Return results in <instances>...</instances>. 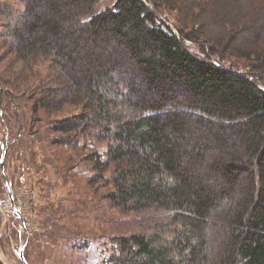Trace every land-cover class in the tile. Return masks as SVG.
<instances>
[{
    "label": "trees",
    "instance_id": "16d2710c",
    "mask_svg": "<svg viewBox=\"0 0 264 264\" xmlns=\"http://www.w3.org/2000/svg\"><path fill=\"white\" fill-rule=\"evenodd\" d=\"M99 2L0 0V46L18 53L26 84L51 61L26 98L31 111L46 112L54 143L90 150L92 189L140 216L103 264H264V0H195L207 16L196 22L179 0H117L97 12ZM77 34L92 44L115 36L134 66L115 75L107 55L96 74L57 89L85 61L70 47ZM7 87L0 79L11 125L18 105ZM64 103L72 113L52 119Z\"/></svg>",
    "mask_w": 264,
    "mask_h": 264
},
{
    "label": "rangeland",
    "instance_id": "374dc122",
    "mask_svg": "<svg viewBox=\"0 0 264 264\" xmlns=\"http://www.w3.org/2000/svg\"><path fill=\"white\" fill-rule=\"evenodd\" d=\"M116 1L117 0H100L96 11H104L106 8L112 7ZM194 1L195 0H179V2L188 7H186V12L189 14V19L191 21H203L204 17L207 18V16H204V13L200 14L199 10L194 9ZM188 3H191L192 7L191 4ZM258 3V0H255L254 4L256 7H259ZM197 12H199V14ZM208 15L210 18L214 17L212 12H209ZM168 17L169 22L173 25L176 21L175 18L169 14ZM89 18L90 15H84L83 17L84 20H88ZM193 18H195L196 21ZM241 19L242 17H239L237 20L241 21ZM245 19L246 17L244 20ZM255 19L256 16L253 15V19L251 21H246L245 24H251ZM215 30L218 31V28H215ZM220 34L225 36V33L223 32H220ZM77 35L80 39L76 37L75 45L71 44L70 47L72 48V52H75V56H79L81 59L85 58L86 62L83 60L74 69L73 76L60 75L58 81L59 86H54L57 89L69 85L73 77L79 76L82 73H89L91 75L96 74L97 69L99 68L98 65L101 66L100 63L108 59H105V56L107 55L116 60L114 61L110 58V64H106V68H113L114 70L117 69L115 75L123 71V68L134 66L135 59L129 55L128 49L126 50L123 45L118 44L120 40L118 38L115 39V36L111 34H104L102 37L99 36L95 38V42L92 44L84 38L82 39L79 34ZM245 35L246 33H243L242 37ZM191 49L196 53L199 52L198 47L195 45H191ZM116 54L119 55L114 57ZM41 61L43 60L41 59ZM233 61H235L240 68L246 70L248 69V63L246 61L238 59H234ZM50 62L51 61L46 60L37 64L33 72L34 80L31 82L32 85L29 82L26 84L23 82V78L25 77L24 74H26V71L24 70L25 67L22 62L18 61V53L6 44L0 46V79L6 86H8L5 88L6 91H14V96L17 100V105L20 108V114L23 117V121L25 122L26 119L24 134L32 136L41 132V134L49 137L51 142L54 143L53 140L55 135L49 131L50 124L47 122L46 112L43 111V113H39V115H34L33 111H31V109H33L30 105L31 103L26 100V98L31 96L29 94L32 93L33 90L36 91V89H38L37 85H40L42 80L47 79L48 70L51 68ZM8 83H11L10 85H13V87L8 85ZM25 93L27 95L23 97L22 95ZM1 105L5 106L6 101L0 94V137L2 136L1 145L3 146L0 153H3L4 150H9V147L5 146V141L7 138H12L11 136L9 137V134H12L13 132H11L10 127L3 129L5 126V123L3 124V120L6 116L2 111L4 107L1 108ZM12 107L14 108L13 104ZM59 107L61 110L51 116L52 119H63L72 113V106L69 104L64 103ZM12 121L15 120L12 119ZM14 127H16V124ZM19 127H24L21 122ZM8 141L10 143L11 140ZM54 145H56V143H54ZM83 145L84 143L81 142L79 148L73 149L75 151H79L75 153L81 155L80 163H78V159L75 160L74 177L79 183L80 178L83 180L88 177L85 176V174L90 176L93 175L92 166L85 160V155L90 150L83 149ZM68 158H70V156ZM31 161L34 162V159ZM72 163H74V161ZM69 166L71 168L73 167L72 164ZM13 174H15V172ZM22 175L23 177L20 176L21 181L19 185H12L14 177L10 178L8 181L9 185H11L15 191L14 205L17 204V207H19L22 211L23 217L20 218L19 216H13L11 206L10 210L6 207L0 206V257L5 264H23L20 262L17 255L18 251L23 246H25L30 264H103L104 261L117 250V242L115 239L129 234L127 231L128 225L134 218L140 217L139 215L135 216V214H122L118 209L112 208L108 203V200L105 198V190L96 192L89 185H68V195L71 194L74 201H80L81 196H87L83 202H80L81 206L77 210L93 214L83 216L84 223H77V229L74 231L76 236H72L69 232L68 248L60 253V250L55 248L56 244L54 238H52L53 233L46 232L49 229L45 228L43 230V228L40 227L42 220L36 212L40 202H42V205L45 204L43 200H46L49 185H37V179L35 180L34 178L36 174L30 163L25 165L24 174ZM6 186L7 188L5 187L0 194V201H5L3 205H6L5 203L7 202L12 205L10 195L7 192L8 185ZM87 189H90V194H88ZM71 210L73 212V208L69 209L68 212H71ZM86 218H91V220L88 221ZM70 230L71 225L68 223V231ZM77 230L80 231L78 232ZM215 232L218 231L213 230V228L210 227L208 233L214 234ZM16 235H19L21 240L16 238ZM33 239L34 241H32ZM2 243L7 245L8 252L1 251Z\"/></svg>",
    "mask_w": 264,
    "mask_h": 264
},
{
    "label": "crops",
    "instance_id": "0c3cea01",
    "mask_svg": "<svg viewBox=\"0 0 264 264\" xmlns=\"http://www.w3.org/2000/svg\"><path fill=\"white\" fill-rule=\"evenodd\" d=\"M13 117H17L19 120L13 118L15 121H12L11 125H2L4 126L3 129L10 127L11 132L17 134V137L12 140L14 141L13 143L10 142L12 147L8 150L9 154L7 153L8 158L6 157L5 160L6 168L4 169V173L1 164L2 153H0V194L5 187L7 188L6 182L10 178L14 177L12 185L20 184V176L23 177L22 174H24L25 165L30 163L36 174L34 178L35 180L37 179V185H49L46 200H43L45 204L42 205V202H40L36 211L37 215H39V218L42 220L40 227H42L43 230L45 228L49 229L46 232L53 233L52 238H54L56 244L55 248L62 253L68 248L69 232L72 236H76L74 231L77 229V223H84L83 216L93 214L77 210L81 206L80 202H83L87 196H81L80 201H74L72 195H68V185H88L87 179L90 175L85 174V176L88 177L83 180L80 178V183L76 181V178L74 177L75 160L78 159V163H80L81 155L75 152L79 151H75L64 145H54L49 137L41 134V132L32 136L24 134L26 119L24 122L19 107L14 106ZM20 122L24 127H19ZM15 124L16 127H14ZM12 136L13 135H11V137ZM1 137L0 152L2 151L1 149H3V146L1 145ZM69 156L70 158H68ZM32 159H34V162L31 161ZM73 161L74 163H72ZM70 164H72V168L69 166ZM14 172L15 174H13ZM87 190L88 194H90V189ZM12 191L13 193L15 192L13 187ZM72 208L73 212L72 210L71 212H68V210ZM86 219H88V221L91 220V218ZM68 223L71 225L70 231H68ZM77 231L79 232L80 230ZM16 238L20 239L19 235H16ZM32 241H34V239ZM1 251L8 252L5 243H2Z\"/></svg>",
    "mask_w": 264,
    "mask_h": 264
},
{
    "label": "water",
    "instance_id": "95a60500",
    "mask_svg": "<svg viewBox=\"0 0 264 264\" xmlns=\"http://www.w3.org/2000/svg\"><path fill=\"white\" fill-rule=\"evenodd\" d=\"M7 153H8V149L5 150V153H4V157L2 159V170H3V173H4V169H5V160H6V157H7ZM9 195H10V199L12 201V204L14 205L15 203V198H14V195H13V192H12V189H9ZM19 214V213H18ZM20 215V214H19ZM20 257L23 261L24 264H29V262L27 261V259L25 258L24 256V248L21 249V254H20Z\"/></svg>",
    "mask_w": 264,
    "mask_h": 264
},
{
    "label": "built area",
    "instance_id": "2783aa9c",
    "mask_svg": "<svg viewBox=\"0 0 264 264\" xmlns=\"http://www.w3.org/2000/svg\"><path fill=\"white\" fill-rule=\"evenodd\" d=\"M5 201L4 200H1L0 201V206H2V207H6V208H8V210H10V206H11V209H12V214H13V216H15V217H23V214H22V211L20 210V208L19 207H17V204H15V205H11V203H5L6 205H3V203H4ZM18 206H20V205H18ZM20 215H19V214ZM22 230V229H21ZM20 251V250H19ZM19 251H18V253H17V255H19Z\"/></svg>",
    "mask_w": 264,
    "mask_h": 264
}]
</instances>
